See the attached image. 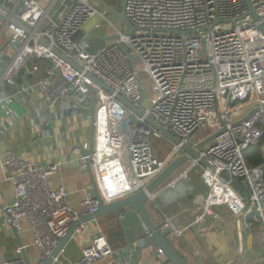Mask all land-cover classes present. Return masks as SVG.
I'll use <instances>...</instances> for the list:
<instances>
[{
  "label": "built area",
  "instance_id": "obj_1",
  "mask_svg": "<svg viewBox=\"0 0 264 264\" xmlns=\"http://www.w3.org/2000/svg\"><path fill=\"white\" fill-rule=\"evenodd\" d=\"M248 2L257 20L249 14L246 0H125V16L135 30L124 34V27L116 26L94 0H0V111L14 117L11 103L16 98L28 101L34 112L60 106L61 114L72 112L81 118L92 106L93 151L87 159L103 203L143 188L185 154L146 118L191 148L224 128L160 188L176 187L196 171L206 189L201 211L171 235L180 236L208 220L221 224L218 207H225L238 226L246 227V219L252 218L264 229L263 168L249 165L243 155L264 137V0ZM95 17L100 20L86 30ZM216 19L221 21L214 23ZM102 29L117 37L94 53L82 36L73 40L78 31L85 35ZM140 72L145 74L143 81ZM21 77L25 81L16 84ZM13 86L14 91L8 92ZM146 91L154 93L149 105L143 106ZM117 94L141 114L122 104ZM47 119L41 124L45 126ZM10 123L0 117V145ZM200 129L207 133L193 139ZM260 150L264 155V142ZM62 163L59 159L38 164L10 146L0 154V168L13 186L11 201L0 205L2 226L19 232L21 220H29L31 242L22 248L38 249L34 264L45 263L73 220L97 208L92 182L79 210L64 201L63 186H49V175ZM90 222L97 224L96 218ZM172 222L166 218L160 228ZM85 224L76 227L73 236L83 232ZM143 244L139 239L121 250L132 259ZM63 251L64 247L50 264H64ZM116 251L97 226L80 257L67 264H93ZM14 252L0 264H25L20 247Z\"/></svg>",
  "mask_w": 264,
  "mask_h": 264
},
{
  "label": "crops",
  "instance_id": "obj_2",
  "mask_svg": "<svg viewBox=\"0 0 264 264\" xmlns=\"http://www.w3.org/2000/svg\"><path fill=\"white\" fill-rule=\"evenodd\" d=\"M89 28L90 26L87 25L86 30ZM97 32L110 34V31L105 29ZM2 44L3 40L0 39V46ZM25 79V77L17 79L16 84L23 83ZM33 81L34 79H31V82ZM14 89V86L7 88L8 92ZM28 97L33 99V95L28 94ZM11 107L14 117H6L4 112L0 111V117L12 122L5 130L0 154L3 153L5 146H10L21 157L32 159L38 164L44 165L55 160H62L60 168L49 175V186H63L67 192L64 201L71 208L79 210L84 191L91 183L90 176L83 166L79 148V146L85 148L88 146L90 107L82 118L72 112L61 114L60 106L41 113L34 112L30 109L28 101L18 98L12 101ZM46 119L48 122L44 126L41 123L46 122ZM182 169L180 167L176 170L170 179L176 177ZM181 184V191L170 187L162 188L155 194L154 201L149 206L151 220L157 226H162L166 218H170L173 222L180 220L181 224L177 228L182 229L201 211L206 189L199 180L197 172L193 171ZM12 197L13 186L6 179V173L0 168V205L8 204ZM216 213L222 218L221 224L208 220L183 230L180 236L171 235V240L180 254L190 264H264L262 226L256 224L252 218L246 219V227L238 226L237 220L225 207L216 208ZM96 222L97 224L87 222L85 230L75 234L66 243L61 254V261L64 264L80 257L81 248L90 242L97 226L113 250L118 251L93 264H168L164 256H160V251L150 247L144 248L139 257L135 252L130 259L123 249L121 250L129 243L116 215L104 214L96 218ZM18 234L23 244L31 242L32 235L28 219L21 220V229ZM16 247L12 229L2 226L0 212V262L14 257ZM25 251L28 261L34 264L39 255L38 249L30 246Z\"/></svg>",
  "mask_w": 264,
  "mask_h": 264
},
{
  "label": "water",
  "instance_id": "obj_3",
  "mask_svg": "<svg viewBox=\"0 0 264 264\" xmlns=\"http://www.w3.org/2000/svg\"><path fill=\"white\" fill-rule=\"evenodd\" d=\"M97 2L104 10H106L109 14L115 16L118 21L123 25L124 34H130L135 30V27L127 20L124 12V4L125 0H120L121 7L120 9L114 8L110 5L106 0H94ZM248 5V12L252 15L254 20H257V16L251 6V4L246 0ZM221 20L216 19L214 23L219 22ZM259 28L263 31V27L259 25ZM188 31H185L187 33ZM82 36V40L85 41L88 45V51L90 53H94L97 49L102 48L106 41L116 38V35H107L102 33H90L83 35L82 31H78L74 34L73 40L78 39ZM131 57V56H130ZM97 84L101 87L105 88L106 90L112 91L111 88L102 82L99 79H96L93 76H90ZM119 101L126 105L132 112L136 114H141L138 108L128 103L124 98L120 95H116ZM91 101L93 103V97H91ZM92 109L90 107L91 118H92ZM252 112V111H251ZM248 115H250V113ZM248 115L238 121H235L233 125L241 124L243 120H245ZM92 120V119H91ZM146 121L154 127L156 130L160 131L166 138L173 141L175 144H179L180 148L184 150L185 154H181L174 158L157 176H155L150 182H148L143 188L138 187L134 190L133 193L127 194L124 197L119 199L113 200L108 203H103L101 198V192L97 189L94 183L92 171L90 169V165L87 159L88 154L92 153V133H93V126L92 121H90V129H89V137H88V146L87 148L83 146H79L81 150L82 157L84 159L85 168L90 176V181L93 183L94 188V196L97 199V208L93 213L81 214L73 220L63 237L58 240V243L54 250L52 251L51 255L47 258L44 264H50L52 258L57 255L61 248H63L66 243L73 238V232L76 227H78L82 223L90 222L94 218H98L104 214H114L118 217V221L125 233L126 240L128 243L133 241L144 239V244L140 246L136 250V254L139 257L141 252L144 248L150 247L151 249H157L162 253L164 258L166 259L168 264H190L176 249L174 243L171 240V233L175 228L181 224L180 220H176L172 222L171 225L166 226L164 229L157 226L155 222L151 220V209L150 204L154 201L155 194L157 191L165 184V182L178 170L182 167L185 163H187L190 157L197 158V149H200L202 146L206 145L210 142L213 138H215L218 134L224 131V128L216 131L206 138L201 140L200 142L196 143L194 148L189 147L186 144L181 143L178 139H176L172 134H170L165 128L157 125L152 119L146 118ZM204 165H207L206 162L201 160ZM233 184L238 187L240 190L244 191L243 187L236 181ZM175 190L181 191L182 184L178 183L175 187ZM264 201V196L262 197ZM264 225V223H263ZM15 242L18 247H20V255L25 264H31L26 256V251L22 248L23 243L19 238V234L15 229H12ZM132 235V237L130 236Z\"/></svg>",
  "mask_w": 264,
  "mask_h": 264
},
{
  "label": "rangeland",
  "instance_id": "obj_4",
  "mask_svg": "<svg viewBox=\"0 0 264 264\" xmlns=\"http://www.w3.org/2000/svg\"><path fill=\"white\" fill-rule=\"evenodd\" d=\"M106 1H107L110 5H112L114 8H116V9H120V7H121L120 0H106ZM109 17H110L111 21H112L116 26H118V27H120V28L123 27L122 24L118 21V19H117L115 16H113L112 14H109ZM99 20H100V19H99L98 17L93 18V19L89 22L88 26H90V27L93 26V24L96 23V22H98ZM139 75H140L141 80L143 81V79L145 78V74L142 73V72H140ZM147 85H148L147 88H150V82H149V81H147ZM153 93H154V92H152V94H153ZM152 94H150L148 91L145 92L144 98H143V100H142V102H141V104H142L143 106H148V105H149V102H150L151 99L153 98V97H152ZM206 133H207V131H206L205 129H200V130H198V131L193 135V139H196V138H198L199 136H202V135H204V134H206ZM155 145H158V144H157V141L155 142ZM169 149H170L169 146H166V147H165V150H169ZM188 163H189V161H188L187 163H185V164L182 166V168H184Z\"/></svg>",
  "mask_w": 264,
  "mask_h": 264
},
{
  "label": "trees",
  "instance_id": "obj_5",
  "mask_svg": "<svg viewBox=\"0 0 264 264\" xmlns=\"http://www.w3.org/2000/svg\"><path fill=\"white\" fill-rule=\"evenodd\" d=\"M264 142V137L256 146H252L244 150L243 155L246 162L251 166H262L264 172V155L260 150L261 144ZM255 222V221H254ZM260 224L259 222H255Z\"/></svg>",
  "mask_w": 264,
  "mask_h": 264
},
{
  "label": "bare ground",
  "instance_id": "obj_6",
  "mask_svg": "<svg viewBox=\"0 0 264 264\" xmlns=\"http://www.w3.org/2000/svg\"><path fill=\"white\" fill-rule=\"evenodd\" d=\"M113 191H114L113 189L110 190V192H113Z\"/></svg>",
  "mask_w": 264,
  "mask_h": 264
}]
</instances>
